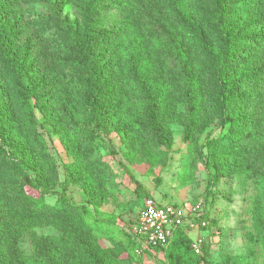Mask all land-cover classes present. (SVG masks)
Listing matches in <instances>:
<instances>
[{"label":"trees","instance_id":"trees-1","mask_svg":"<svg viewBox=\"0 0 264 264\" xmlns=\"http://www.w3.org/2000/svg\"><path fill=\"white\" fill-rule=\"evenodd\" d=\"M27 1L0 0V68L5 75L3 85L10 91L7 97L0 95V264H156L157 255L165 252L168 264H223L212 261L206 236L201 254L193 252L188 227L175 229L166 245L138 254V243L133 235L129 237L135 251H129L120 241L106 247L79 205L64 197L53 204L46 202L40 184L52 186L58 175L53 158L37 131L31 104L34 101L41 108L50 101L57 102L58 110L62 109L63 119L73 133L74 144L67 149L77 156L79 152L90 171H95L100 179L108 175L109 169L101 158H92L97 124L104 127L123 115L132 131L145 135L156 145L166 146L171 136L170 124L177 120L174 98L185 103L186 128L190 130L204 102L198 89L204 88L209 110L227 123L219 137L208 141L210 159L206 162L214 172V181L245 173L256 183L262 182L260 189L264 196V31L253 39L233 37L229 25L223 21L227 14L224 0H211L216 10L200 23L186 11L182 0H132L126 5L129 12L126 21L131 26L136 25L140 37L135 45L140 46L129 57L130 63L122 72L111 59L105 58V47L117 41L126 25L98 30L93 14L96 0H85L83 31L78 35L55 13L35 19L33 25L38 33L31 32L22 22L19 10L20 2ZM263 4L259 0L240 2L242 11L247 14H254L257 8L259 15L255 16L262 23ZM50 27L63 31L70 51L68 59L53 58L43 35ZM212 31L219 32L224 43L221 55L214 52L206 36V32ZM181 33L192 49L199 52L195 74L181 45ZM24 35L35 36V45L42 54L39 83L45 85H37L31 77L25 79L21 71L25 65L32 67L28 58L32 50L25 45L24 53L18 55L12 46ZM242 49L246 50L245 54L240 53ZM242 62L252 64L251 72L244 76L238 71ZM68 65L70 75L65 73ZM206 76L210 82L208 89L204 82ZM39 86L46 90L40 93ZM213 86H217L216 90ZM136 103L142 105L140 112L134 106ZM78 111L86 116L78 118ZM13 126L26 136L29 147L19 144L7 149L11 145L9 131ZM197 157L202 158L199 149ZM86 165L66 163L67 180H82L88 172ZM250 210L253 232H247L248 241H257L264 248V205L254 201ZM208 211L202 205L199 217L194 218L197 223L206 222L203 227L199 225L200 229H208L210 219L215 222ZM43 226L53 227L58 236L38 235L36 228ZM25 232L29 233L33 247L30 255L18 246V239Z\"/></svg>","mask_w":264,"mask_h":264},{"label":"rangeland","instance_id":"rangeland-1","mask_svg":"<svg viewBox=\"0 0 264 264\" xmlns=\"http://www.w3.org/2000/svg\"><path fill=\"white\" fill-rule=\"evenodd\" d=\"M131 1L96 0L93 8L94 22L98 30L122 23L126 25V29L117 41L105 47L107 49L105 58L111 59L115 63V68L122 72L126 71L130 63L129 57L134 51L137 52L140 46L135 45L140 37L136 25L133 23L131 26L126 21L129 13L126 5ZM182 1L186 11L198 23L216 10L211 0ZM224 1L227 14L223 21L229 25L233 37L253 39L262 35L260 33L264 31L262 30L264 23L255 16L259 15L257 8L254 14H247L240 6V2L245 0ZM84 2L85 0H29L20 2L19 10L23 17L22 22L26 23L27 28L35 34L38 31L33 21L55 13L71 31L78 35L83 31L81 20L84 14ZM259 2L263 4L264 0ZM152 6L156 5L152 3ZM43 35L44 41L49 43L54 59L69 58L70 51L66 46V37L62 30L50 27L43 32ZM181 36V45L186 50L191 63V72L195 74V62L199 52L192 49L185 35L181 33ZM206 36L212 43L214 52L217 55L223 54L224 43L220 33L206 32ZM34 37L24 35L13 44L12 49L18 55L24 53L25 45L32 50L28 55L32 67L25 65L21 71L25 79L31 77L38 83L37 85H45L44 82L39 83L42 74L40 66L42 54L35 45ZM245 51L242 49L240 53L245 54ZM239 65L238 71L242 76L251 72L252 64L242 62ZM69 69L70 65L65 68L67 75H70ZM4 78L5 75L0 68V95L7 97L10 91L3 85ZM208 80V76L204 77L206 89L210 87ZM262 85L264 89V84ZM213 87L216 90L217 86ZM37 89L40 93L46 90L41 86ZM136 91L137 88L133 90ZM198 93L203 95L204 102L201 103L195 124L190 130L186 128L188 115L185 103L179 98H174V116H177V120L170 124L171 136L166 146L156 145L145 135L132 131L123 115H120L121 118L117 117L107 122L104 127L97 124L94 130L96 139L92 158H101L109 169L108 175L100 179L95 171H90L86 160L79 152L77 156L67 149L74 144L73 133L69 124L63 119L62 109L58 110L57 102L50 101L40 108L33 101L31 107L35 114L37 131L53 158L58 175L57 181L52 186L48 183L40 184L46 202L53 204L58 198L64 197L79 205L102 245L111 247L114 241H120L129 251H135L129 237L130 225L134 222L145 196H153L163 200L162 202L177 203L187 208L200 203L204 209H209V216L215 222L210 219L211 225L208 229H200L197 225L190 228L188 234L192 239H197L199 235L207 237V248L214 263L264 264L262 244L257 241L250 243L247 238V232L249 230L253 232L250 213L252 202L258 201L264 205V196L260 189L262 182L256 183L245 173L214 181V172L210 163L206 162L210 159L208 141L219 137L226 130L227 123H224L222 116L209 110L210 104L206 100L205 89L199 88ZM134 106L138 112L142 110V105L136 103ZM83 116H86V113L78 111V118ZM186 129L189 131L187 134ZM9 134L11 145L7 146V149H13L19 144L30 146L26 136L18 127L13 126ZM197 149L202 152L201 159L197 157ZM76 162L81 166L86 165L88 172L82 180L69 182L64 165ZM28 191L35 192L32 189ZM160 200L158 201L161 202ZM36 233L53 237L59 234L51 226L38 227ZM18 246L28 255L33 252L28 232L19 237ZM156 258V264H168L167 252L159 253ZM145 259L149 257L145 256Z\"/></svg>","mask_w":264,"mask_h":264},{"label":"built area","instance_id":"built-area-1","mask_svg":"<svg viewBox=\"0 0 264 264\" xmlns=\"http://www.w3.org/2000/svg\"><path fill=\"white\" fill-rule=\"evenodd\" d=\"M201 209L200 203L187 208L174 203L159 202L152 197L144 198L129 229L138 243L136 252L142 254L154 247L166 245L172 239L174 230L179 227L190 229L197 225L205 226L204 220L199 223L194 220L199 217ZM204 239L203 235H199L192 240L190 246L195 254H201Z\"/></svg>","mask_w":264,"mask_h":264},{"label":"crops","instance_id":"crops-1","mask_svg":"<svg viewBox=\"0 0 264 264\" xmlns=\"http://www.w3.org/2000/svg\"><path fill=\"white\" fill-rule=\"evenodd\" d=\"M155 198V197H154ZM156 199V198H155ZM156 200H160V199H156ZM161 202L163 201V200H160Z\"/></svg>","mask_w":264,"mask_h":264}]
</instances>
